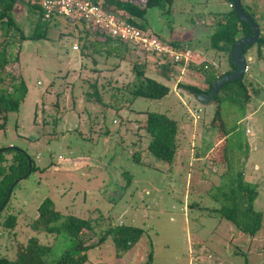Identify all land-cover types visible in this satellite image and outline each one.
Listing matches in <instances>:
<instances>
[{
    "label": "rangeland",
    "instance_id": "1",
    "mask_svg": "<svg viewBox=\"0 0 264 264\" xmlns=\"http://www.w3.org/2000/svg\"><path fill=\"white\" fill-rule=\"evenodd\" d=\"M227 2L173 0L167 11L146 10L145 29L177 42L179 50L188 49L192 62H207L211 66L207 73L213 71L218 76L229 69L228 63L208 48L207 36L212 19L229 10ZM240 3L264 36V0ZM14 19L25 34L31 33L32 14L26 16L24 8L17 7ZM56 20L48 26L45 40L20 44L12 40L6 49L10 61L17 58L8 70L24 82L26 90L18 110L7 114L0 147L25 151L36 170L17 182L7 208L0 213V221L7 213L16 216L11 233L0 227V256L11 260L15 243L29 237L42 245H53L50 259L62 253L65 239L52 242L50 236L35 234L26 226L36 216L38 204L47 198L61 216L99 214L113 224L143 231L121 257L115 256L111 241L106 239L86 251L84 264H143L148 253L150 264H264V48L260 58L254 46L243 56L247 65L243 82L249 91L255 90L245 105L222 101L223 92L218 95V104L200 105L184 91L171 88L160 100L134 99L128 111L102 110L82 97L87 84L84 80L94 77L90 69L125 83L132 80L129 64L121 62L109 72L117 60L94 54L81 57L79 21L72 26L63 18ZM72 46L77 50L71 51ZM144 57L146 74L152 76L154 59L148 52ZM203 75L185 69L177 80L202 89ZM194 110H199L197 120ZM214 110L226 134L216 154L219 158L224 152L223 162L205 157L216 134L221 133L210 125ZM143 112L165 114L178 122L179 147L170 165L143 153L138 164L130 156L143 145L136 141V123L126 120L141 123ZM106 130L108 136L100 134ZM141 142L145 144L143 139ZM237 173H243L245 180L248 173H252L251 181L259 178L253 207L262 214V224L252 238L238 233L217 213L204 210L218 207Z\"/></svg>",
    "mask_w": 264,
    "mask_h": 264
},
{
    "label": "trees",
    "instance_id": "2",
    "mask_svg": "<svg viewBox=\"0 0 264 264\" xmlns=\"http://www.w3.org/2000/svg\"><path fill=\"white\" fill-rule=\"evenodd\" d=\"M91 1L99 3L105 13L122 19L139 31L147 32L145 29L146 10L156 8L161 11H167L173 0ZM227 1L229 10L218 14L212 19V23H210L212 31L207 36L208 48L217 54L223 55L228 63L229 69L218 76L212 73L213 71L209 74L207 73L211 66L205 61L198 64L192 61L184 63L183 60L175 62L165 56L154 53H149L154 59V73L152 76H148L144 57L147 52H138L132 45L99 33L96 28L86 27L79 21L81 26L77 33L83 35L78 37L79 55L87 57L91 56L90 54H94L117 60L118 63L114 64L113 69L108 70L109 72L117 69L119 63L127 62L132 76L131 81L119 83V78L117 79L116 76L114 79H110L111 76L105 78L101 76L100 70L91 68L90 72L92 71L91 73L94 74V77L92 80H84L87 82L85 91L82 93L84 102L97 105L102 110L112 109L120 111L125 109L128 111L134 99L160 100L167 95L171 88L184 91L194 100H196L195 96L197 94L208 93L211 84L215 80L235 69L229 62V55L234 43L238 39L252 34L248 25L239 21L235 16L230 6L231 0ZM39 3L40 0H0V131L5 127L7 114L18 110L26 90L24 82L17 75H14L11 70H8V66L13 65L17 58L13 57L14 60L10 61L6 49L12 40L17 41L19 44L26 41L45 40L48 26L51 23H56L57 18H62L51 16L49 19H43ZM17 7L24 8L26 16L32 14L35 17L34 26L29 35L22 31L14 19V11ZM241 8L253 19L242 5ZM63 19L69 20L68 18ZM75 21L77 20L70 21V24L77 26L74 23ZM253 21L255 22V19ZM155 37L171 46L175 51L184 52L188 50H179L180 46L172 40ZM253 46L255 47L257 58H260V51L264 48V36L259 34L252 46L243 47V56ZM86 50H90L91 53H86ZM131 54L135 56L132 60L128 58ZM185 69L204 74L203 81L205 86L199 89L193 85L180 83L177 77ZM84 70L86 69L84 68ZM246 71L247 65L245 64L244 73ZM244 73L240 79L224 84L211 102L218 104V95L223 92L222 101H227L232 105L240 102L241 104H238V106L249 103L250 97L252 93H255V90L249 91L247 84L243 82ZM169 84L172 86H169ZM143 114L144 120L141 123L126 120L127 117H125L127 122L136 123V134L138 135L136 141L140 146L141 144L143 145L142 150L132 151L130 156L138 164L141 163L140 153H143L146 158L149 157L156 162L160 161L170 165L179 147L181 129L178 122L165 114L152 112H143ZM187 119L190 121V117ZM210 125L218 127L221 131V133L216 134L213 146L205 152V157L209 161L214 162L218 158V156L216 158L218 147L226 135L219 124L215 110L213 111ZM100 134L108 136V131L100 132ZM142 139L145 144L141 142ZM223 153L219 157L222 162ZM194 157H198L197 153L194 154ZM194 157H190V159ZM147 166L150 165L147 164ZM35 170L36 167L32 159L25 151L16 147H0V213L7 208L17 182L26 178ZM228 185V191L223 194V201L220 202L218 207L204 210L208 211V213H217L220 219L229 222L238 233L252 238L259 231L262 224V214L253 208V202L258 194L256 186L247 183L243 178V173H237L235 179ZM26 226L35 234L50 236L52 242H56L57 238L60 237L65 239V248L62 253L57 258L50 259L53 245H42L37 238L29 237L23 242L15 243L11 260L0 256V264H84L86 262V251L98 247L106 239L111 241L115 256L121 257L138 242L143 234L141 229L124 226L120 223L113 224L109 219L99 214L90 215L86 218H79L73 215L61 216L47 198L38 204L36 216L30 219ZM0 227L5 232L11 233L16 227V216L9 213L5 214L1 218ZM150 260L151 255L148 253L143 264H150Z\"/></svg>",
    "mask_w": 264,
    "mask_h": 264
},
{
    "label": "built area",
    "instance_id": "3",
    "mask_svg": "<svg viewBox=\"0 0 264 264\" xmlns=\"http://www.w3.org/2000/svg\"><path fill=\"white\" fill-rule=\"evenodd\" d=\"M39 8L43 19L55 16L68 18L71 21H81L86 27L96 28L99 33L132 45L138 52L154 53L175 62L178 60H183L184 63L191 61L188 50L175 51L171 46L159 41L154 35L139 31L122 19L105 13L97 2L94 3L91 0H40ZM71 50L76 51V46H72ZM193 113L196 115L199 110L197 112L194 110ZM191 117H193L192 114ZM195 118L197 120L198 116L196 115ZM207 259H211V256L207 255Z\"/></svg>",
    "mask_w": 264,
    "mask_h": 264
},
{
    "label": "water",
    "instance_id": "4",
    "mask_svg": "<svg viewBox=\"0 0 264 264\" xmlns=\"http://www.w3.org/2000/svg\"><path fill=\"white\" fill-rule=\"evenodd\" d=\"M232 10L237 17V19L241 22H244L250 28L252 34L247 37H243L238 39L230 52L229 62L235 68L232 72L224 74L217 80H215L211 84L210 91L206 94H197L195 96L196 102L201 105L209 104L217 92L222 88V86L226 83H230L232 81L240 79L245 69V62L243 58V47L252 46L259 35L257 24L253 21V19L247 15L241 8L240 0H231Z\"/></svg>",
    "mask_w": 264,
    "mask_h": 264
},
{
    "label": "crops",
    "instance_id": "5",
    "mask_svg": "<svg viewBox=\"0 0 264 264\" xmlns=\"http://www.w3.org/2000/svg\"><path fill=\"white\" fill-rule=\"evenodd\" d=\"M68 21L70 22L71 20H68ZM71 51H73V50H71ZM73 52H74V51H73ZM258 61H259V59L257 60V62H258ZM80 68H81V66H80ZM253 96H255V93H252V95H251V97H250V101H251V99L253 98ZM251 174H252V173H248V175H247L248 177H246V180H245V179H244V180H245L247 183H249V184H253V185L257 186V183L259 182V178H257V176L255 175L254 178H255V179L257 178V181H255V180H252V181H251V179H250ZM257 196H258V194H257ZM256 198H257V197H256ZM255 200H256V199H255ZM255 200H254V202H255ZM254 202H253V205H254ZM253 208H254V207H253ZM254 210H255V209H254ZM255 211H256V210H255Z\"/></svg>",
    "mask_w": 264,
    "mask_h": 264
}]
</instances>
